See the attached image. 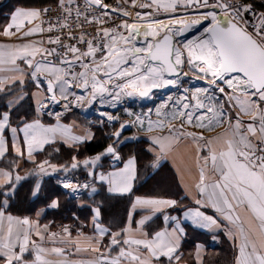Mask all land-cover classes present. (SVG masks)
Returning a JSON list of instances; mask_svg holds the SVG:
<instances>
[{
    "label": "snow or ice",
    "instance_id": "obj_1",
    "mask_svg": "<svg viewBox=\"0 0 264 264\" xmlns=\"http://www.w3.org/2000/svg\"><path fill=\"white\" fill-rule=\"evenodd\" d=\"M165 89L154 107L126 105ZM94 106L95 121L69 119ZM93 128L105 142L83 155ZM179 145L183 192L140 193L142 170L175 161ZM52 174L86 215L14 214L24 183L40 199ZM105 194L127 200L121 222L105 223ZM45 204L59 209L60 195ZM186 222L227 236L231 264H264V0L15 8L0 23V264H183Z\"/></svg>",
    "mask_w": 264,
    "mask_h": 264
},
{
    "label": "crops",
    "instance_id": "obj_2",
    "mask_svg": "<svg viewBox=\"0 0 264 264\" xmlns=\"http://www.w3.org/2000/svg\"><path fill=\"white\" fill-rule=\"evenodd\" d=\"M9 0H0V23L5 22L8 15L18 7H15L13 9H10ZM60 107L57 106L56 110L59 111ZM70 120L73 119L72 117L69 118ZM78 123V122H77ZM79 124V123H78ZM223 130L219 131L222 132ZM216 134V133H215ZM212 134V135H215ZM211 136V135H210ZM188 155L187 151L185 149L184 145L177 146L176 149V160L173 161L171 159L164 161L162 166L164 164H167V168L161 169V171L155 176V179L151 181V184L148 186V189L143 191L142 193H148V192H156V193H168V192H176L179 190L181 193L183 192L182 186L180 184V173L177 172V168L183 167L182 161H187ZM161 166V167H162ZM157 171V170H155ZM51 177L54 179L55 183L61 191L66 195V199L68 200H76L77 197L71 194H67L68 190L62 189L58 182V174H52L50 176L44 177V181L46 178ZM83 176H81V179ZM187 179V176H186ZM44 184V183H43ZM61 198V204L63 202V198ZM31 201L35 203V201H38L37 199H34L31 197ZM41 208H45V215L42 217L43 222L48 221H54L56 224H60V222H56L53 218H51V215L54 212H57L59 209H52L47 208L46 205L43 206H37V207H30L26 209V212H22L25 215L28 216H34L35 211L39 210ZM78 209V208H77ZM210 211V210H209ZM86 215V214H84ZM83 218V214L81 215ZM138 219V217H137ZM186 226L188 228V237L186 242L184 243L182 247V251L184 253V262L183 264H193V256L195 254V244H201L203 245V249L201 252V257L203 260V264H231L232 256H233V250L231 248V242L228 240L227 236L223 235L222 233L219 234V238L216 241H213L211 239V234L208 233L206 230L193 228L190 224V222H186ZM155 227V225H153ZM55 230V229H54ZM192 255H189V254ZM76 259H88L89 254L88 253H81L78 256L74 257Z\"/></svg>",
    "mask_w": 264,
    "mask_h": 264
},
{
    "label": "trees",
    "instance_id": "obj_3",
    "mask_svg": "<svg viewBox=\"0 0 264 264\" xmlns=\"http://www.w3.org/2000/svg\"><path fill=\"white\" fill-rule=\"evenodd\" d=\"M10 9H13L15 7H39V6H48L49 4H55V0H9ZM21 111H24L22 109ZM82 119V122L87 123L89 122L87 119L80 117ZM85 121V122H84ZM127 135L132 134L131 132L126 133ZM97 139L92 141L91 143L84 146L82 149L83 155H91L95 154L96 152L100 151L102 149V146L105 142L104 140V134L103 132L99 131L97 133ZM137 149V144L135 142L128 143L127 146L124 147L125 152L129 151H135ZM63 159L67 158V154L65 153ZM167 168V164H164L161 169ZM161 169L155 171V170H142L141 172V179L139 183L137 184V187L140 189V193L148 189V186L151 184V181L155 179V176L161 171ZM31 183L26 182L24 183V186L19 189V194L15 198V207L13 209L14 214H20L22 212H26V209L30 207H37V206H43L45 204L46 198L52 194L57 193L60 195V197L63 198V202L61 204V207L57 212H54L51 215V218H53L56 222H69V218L73 215H84L86 213H82L80 210L77 209V203L76 200H68L66 199V195L61 191L59 186L55 183L54 179L51 177H48L45 179L43 184V194L40 197V199H37L38 201H35L33 203L31 201V194H30V188ZM107 194L97 196L96 198L98 200H104V208H103V217L106 224L111 223H119L121 222L125 216H126V209H127V200L118 197L113 196L110 198H106Z\"/></svg>",
    "mask_w": 264,
    "mask_h": 264
},
{
    "label": "rangeland",
    "instance_id": "obj_4",
    "mask_svg": "<svg viewBox=\"0 0 264 264\" xmlns=\"http://www.w3.org/2000/svg\"><path fill=\"white\" fill-rule=\"evenodd\" d=\"M198 83L202 84V82H198ZM168 93H169V91L157 92L154 99L147 100V101H141V100H138L135 98L129 99L126 101V105L131 107L133 110H136V111H139L141 109H146L148 107H154ZM58 110H61V108H59ZM71 117L73 119H75L83 127L84 125L87 124V121L86 122L84 121L85 123H83L82 119L80 117H83V118L87 119L88 121H95L96 119H98V112L96 111V106H94L91 109H86V110L76 109L74 114ZM221 130H223V129H217V132H219ZM93 131L96 133V135H97V133H99V130L96 128H93ZM212 134H215V132L214 133H208V135H212ZM129 135H131V134H129ZM19 215H25V214L20 213Z\"/></svg>",
    "mask_w": 264,
    "mask_h": 264
},
{
    "label": "water",
    "instance_id": "obj_5",
    "mask_svg": "<svg viewBox=\"0 0 264 264\" xmlns=\"http://www.w3.org/2000/svg\"><path fill=\"white\" fill-rule=\"evenodd\" d=\"M169 90L165 89V90H160L159 92H167ZM143 101H147V100H143Z\"/></svg>",
    "mask_w": 264,
    "mask_h": 264
},
{
    "label": "built area",
    "instance_id": "obj_6",
    "mask_svg": "<svg viewBox=\"0 0 264 264\" xmlns=\"http://www.w3.org/2000/svg\"><path fill=\"white\" fill-rule=\"evenodd\" d=\"M54 5V4H53Z\"/></svg>",
    "mask_w": 264,
    "mask_h": 264
}]
</instances>
